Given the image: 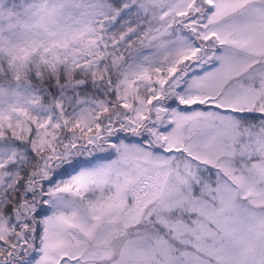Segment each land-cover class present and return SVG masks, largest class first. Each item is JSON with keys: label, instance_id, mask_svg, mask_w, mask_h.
Instances as JSON below:
<instances>
[{"label": "snow or ice", "instance_id": "obj_1", "mask_svg": "<svg viewBox=\"0 0 264 264\" xmlns=\"http://www.w3.org/2000/svg\"><path fill=\"white\" fill-rule=\"evenodd\" d=\"M0 264H264V0H0Z\"/></svg>", "mask_w": 264, "mask_h": 264}]
</instances>
